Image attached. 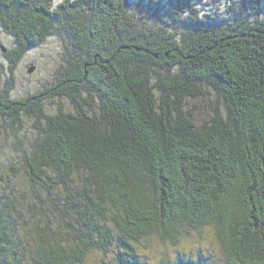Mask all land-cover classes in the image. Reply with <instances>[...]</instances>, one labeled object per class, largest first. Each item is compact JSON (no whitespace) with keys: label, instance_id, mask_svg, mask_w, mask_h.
<instances>
[{"label":"trees","instance_id":"obj_1","mask_svg":"<svg viewBox=\"0 0 264 264\" xmlns=\"http://www.w3.org/2000/svg\"><path fill=\"white\" fill-rule=\"evenodd\" d=\"M196 1L0 0L10 72L46 39L68 51L57 82L0 89V264H144L182 226L223 256L162 264H264V0Z\"/></svg>","mask_w":264,"mask_h":264},{"label":"rangeland","instance_id":"obj_2","mask_svg":"<svg viewBox=\"0 0 264 264\" xmlns=\"http://www.w3.org/2000/svg\"><path fill=\"white\" fill-rule=\"evenodd\" d=\"M191 1L193 2L192 5L197 7L196 9H201L200 12L204 10V8L198 7L196 0ZM209 1L214 4L210 11L211 13H218L220 11L226 14L228 7L235 5L232 0H207V5ZM65 45V41L60 37L46 39L39 46L25 52L10 72V63L4 56V52L1 51V48H5V52L12 49L13 39L5 35L0 29V89L4 88L5 83H7L6 81L10 80L9 90L11 97L16 98L38 92L44 86H49L57 82L61 77L62 71L65 69L68 57V51ZM30 67L34 69L29 73L28 70ZM202 100L197 101L195 104L196 107L194 108L197 123L209 117L206 114L205 108H202L206 104L203 102L207 100ZM43 105L49 111L54 105H61L65 109L69 108L67 100L56 97L45 99ZM184 227H181L184 235L182 238L180 236L177 245L161 241L155 236L143 239V243L141 242L143 245H141L139 251L144 264H162L164 260L172 261L176 257H189L196 260L199 255L201 258L206 259H219L223 256L211 227L201 226L197 231L191 229L190 233H185L187 231ZM101 260L102 257L100 254H91L87 257L84 264H99Z\"/></svg>","mask_w":264,"mask_h":264},{"label":"water","instance_id":"obj_3","mask_svg":"<svg viewBox=\"0 0 264 264\" xmlns=\"http://www.w3.org/2000/svg\"><path fill=\"white\" fill-rule=\"evenodd\" d=\"M33 69H34L33 67H30L29 70H28V72H29V73L32 72Z\"/></svg>","mask_w":264,"mask_h":264}]
</instances>
